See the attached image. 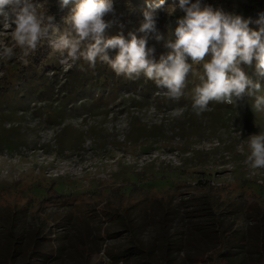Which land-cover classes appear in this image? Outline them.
<instances>
[{
    "label": "rangeland",
    "instance_id": "obj_1",
    "mask_svg": "<svg viewBox=\"0 0 264 264\" xmlns=\"http://www.w3.org/2000/svg\"><path fill=\"white\" fill-rule=\"evenodd\" d=\"M218 1L240 9L260 2ZM0 39L13 43L10 35ZM15 51L12 59L0 60V83L15 64L26 63L20 50ZM61 68L64 73L70 69ZM65 78L61 74L56 79V88ZM15 91L0 92V189L20 180L25 190H32L56 180L86 196L76 198L75 206L48 205L41 214L22 217L20 243L11 246L9 255L0 229V264H115L108 253L128 247L132 236L124 223L114 226L102 220L99 209L105 203L133 206L134 236L153 253L154 263L264 264L259 248L247 244L259 235L249 209H257V204L245 202L256 186H264V170L251 174L245 164L248 137L264 132L260 113L247 110L253 114L246 116L244 102L239 101L234 107L209 105L210 111L196 116L185 95L175 106L180 102L161 91L144 102L138 97L142 91L129 88L120 93L103 89V97L97 96L99 90L89 89L77 99L63 98L57 89L40 95ZM177 108L184 110L175 114ZM152 169L158 173L147 183ZM245 179L255 182L249 183L253 190L236 199L228 195L226 202L214 205L216 214L223 212L215 223L201 184L210 181L233 188ZM136 180L144 187L140 192L128 194L117 187ZM104 188H109L104 197L89 200ZM19 192L25 201L29 191ZM240 202L249 204V210L232 212L229 205ZM215 230L235 247L229 255H219L222 240L210 239ZM114 233L118 235L113 238ZM241 238L246 246L233 245V239ZM142 261L143 255H138L119 264Z\"/></svg>",
    "mask_w": 264,
    "mask_h": 264
},
{
    "label": "clouds",
    "instance_id": "obj_2",
    "mask_svg": "<svg viewBox=\"0 0 264 264\" xmlns=\"http://www.w3.org/2000/svg\"><path fill=\"white\" fill-rule=\"evenodd\" d=\"M59 3L67 6L70 0H59ZM164 5L165 0H156L153 7L169 16L176 11V7L165 8ZM177 7L184 15L175 21V42L167 45L171 51L161 55L158 62L150 58L153 50H146L148 35L156 32L154 11L143 13V22L138 28V32L143 33L140 38L132 33L129 39L123 35L105 38L109 27L105 17L114 12L113 0H76L75 7L64 18L66 29L52 41L51 48L60 53L59 62L66 68L78 66L83 70L78 61L95 68L99 61L117 76L130 80L143 76L174 102L186 94L187 77L196 71L193 65L201 64L199 83L191 90V110L196 116L211 110L210 101L236 106L245 97H254L253 112L264 113V94H261L264 13H259V18L252 21L220 7L214 8L204 0H179ZM252 23L259 27L253 29ZM9 28L10 33L3 31ZM50 30L57 31L54 17L39 0H0V37L10 35L13 42L9 45L0 39V60L12 59L17 55L15 49L27 58ZM109 50H116L114 57L110 58ZM187 58H191V63ZM246 68H252L253 72L250 74ZM183 110L177 108L174 112L179 114ZM247 145L250 152L245 164L250 173L264 170V132L249 136Z\"/></svg>",
    "mask_w": 264,
    "mask_h": 264
},
{
    "label": "trees",
    "instance_id": "obj_3",
    "mask_svg": "<svg viewBox=\"0 0 264 264\" xmlns=\"http://www.w3.org/2000/svg\"><path fill=\"white\" fill-rule=\"evenodd\" d=\"M39 2L44 3L48 14L54 17V25L57 31L55 33H53L51 30L49 31L48 36H46L44 40L40 42L35 52L25 58L26 63H17L12 67V73L6 75L0 83L1 93L13 95L14 90H21V93H36L40 95V92L42 91L47 92L48 90L57 89V92L61 91L60 93L62 94L63 98H67L72 95L77 99L82 94V92H87L89 89L99 90V95L97 96L103 97V89L111 88L113 91L116 89L118 90L117 93H120L125 90V88H129L132 91H136L137 89L142 91L141 96L138 95V97H140L141 101L148 102L147 98L150 94H157L160 91L163 92V90L157 89L152 81L147 80L143 76L136 80L127 79L122 75L117 76L106 64L99 61H97L95 68H89L85 62L78 61V65H83V70H80L78 66H73L64 73L59 62L60 53L53 51V49L51 48V42L54 41V39L66 29L64 18L68 16L70 14V11L75 7L76 0H70V3L67 6L63 7L60 5L59 0H39ZM204 2L207 4H211L214 8L220 7L226 12L228 11L231 13L240 14L244 18H251L252 21H255L259 18V13H264V0H260L258 6L256 7L249 6L245 7L244 9L233 6L225 7L224 5L226 3L218 0H204ZM155 3L156 0H113L114 12L105 17V19L109 21V27L106 28L104 33L105 38H111L116 35H123L125 39H129L130 33L135 34L137 35V38H140L143 33L138 32V28L143 22V13L145 11H154L157 14L156 32L150 33L148 35L146 50L152 49L153 51L150 53V58H153L158 62L161 55H167V53L171 51V49L168 48L167 45L171 42H175V21L178 18L182 17L184 13L177 7L179 0H165V8L176 7V11L173 12L171 16H169L167 12L163 10L153 7ZM250 27L256 29L259 26L255 23H252L250 24ZM157 36L160 37L159 40L156 39ZM115 51L116 50H109L110 58L114 57ZM208 58L209 56L206 54L205 60H207ZM187 62L191 63V58H187ZM193 68L196 69V71L189 73L187 77V88L185 90V97L189 101H191L190 91L199 83L198 77L202 73L201 64H194ZM246 71L251 74L253 72V69L246 68ZM61 74H65L66 78L63 80L60 88H56V84L58 82L56 81V79ZM261 85V94H264V80L261 81ZM253 99L254 97H245L240 100L244 102L243 110H246V116L249 117L253 114V112L250 113L247 110H252L251 104ZM79 101L82 100L80 99ZM178 102L180 103H176L175 106L181 104V100H179ZM209 105L212 108H218L221 107L222 104L210 101ZM230 109L234 111L233 108L230 107ZM260 115L264 116V113H260ZM150 172V176L146 178L147 183H151L150 181L153 178V174L158 173V171H153V169ZM137 175L141 176L142 174L138 173ZM249 183L255 182H251L245 179L241 182L240 186L237 185L233 188L231 186H217L215 184H212L210 181H206L204 184H201L200 182L199 184H201V186L204 187L206 191L208 207L214 210V205L226 202V198L228 195L232 194L234 195V199H236L243 196L246 190H253ZM117 187H122L121 191L128 194L132 192H140L142 188H144L137 180L132 181V183L130 181V183L127 184H120ZM168 188H170V186ZM256 188V192L251 193V195L247 196L245 202L250 203L251 201L252 203L253 201L257 204L255 205V207L257 206L256 208L258 210L250 207L249 204L248 205L249 209H252L250 217L254 220L256 219L255 223L259 235L253 242L248 241L247 243L244 238L233 239L232 242L233 245H239V248H243L244 246H246V243L250 247L257 246L260 252L264 254V186L259 185L256 186ZM19 190L22 192L29 191L27 192L29 196L26 197L25 201L22 200L24 194L20 193ZM7 191H10L11 193H13V195H21L8 197L6 195ZM107 191H109V188L95 191L94 197L89 198V200H92L93 198L99 199V196L101 195L104 197L107 194ZM116 192L117 189L111 190V194ZM165 193H168V191H165ZM82 195L86 196L82 192H75V190H73L72 188H68L65 183H56V180H53L49 186L45 187L44 185H37V187H34V189L32 190L30 188H27L25 190L22 187L20 180L16 181L10 187L1 188L0 229H2V231L4 232L3 239L5 240V244L7 246V255L11 254V246H15L16 244L20 243V241L18 240L21 239V233L19 232L18 224L22 217L31 214H41L44 212L43 210L48 205L75 206L77 202L76 198H81ZM221 197H224L225 199ZM243 203L244 202H240L234 205L230 204L229 206L232 208V212L242 213L249 210L247 208L248 205H243ZM104 205V207L99 209L100 217L102 218V220L106 224L114 226L119 223H124L126 227H128L129 233L132 236L130 239V245L128 247L124 248L123 250L116 249L113 252L108 253L110 260L115 264H119L123 262H129L138 255H143L144 261L140 262L139 264H157L154 263L151 259L153 253L151 251H146L139 239L134 236L136 225H134L135 218L131 217L133 206L124 207L123 205H107V203H105ZM213 212L215 223H217L220 221L218 218L223 212H221L219 215L216 214L215 210ZM213 232L214 234L210 236L211 240L223 241V245L221 246L223 247V249L219 252V255H229V249L232 247L231 243L229 244V241H227L224 236L220 235V231L215 230L212 231V233ZM118 233H114V235H112L111 237H116ZM7 255L5 254L4 257H6ZM165 264H169L168 261Z\"/></svg>",
    "mask_w": 264,
    "mask_h": 264
}]
</instances>
